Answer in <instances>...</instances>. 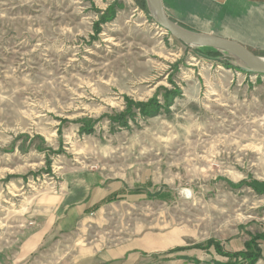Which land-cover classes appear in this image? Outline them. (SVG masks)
I'll return each mask as SVG.
<instances>
[{"label":"rangeland","instance_id":"rangeland-1","mask_svg":"<svg viewBox=\"0 0 264 264\" xmlns=\"http://www.w3.org/2000/svg\"><path fill=\"white\" fill-rule=\"evenodd\" d=\"M150 15L138 0H0V264H221L194 247L264 234V79L253 92ZM154 100L156 116L129 110ZM83 180L115 195L84 220L45 215Z\"/></svg>","mask_w":264,"mask_h":264},{"label":"crops","instance_id":"crops-1","mask_svg":"<svg viewBox=\"0 0 264 264\" xmlns=\"http://www.w3.org/2000/svg\"><path fill=\"white\" fill-rule=\"evenodd\" d=\"M163 2L168 16L177 24L199 33L235 41L259 56L264 55V0H163ZM248 76L257 79V86L252 88V91L256 92L262 87L259 79L262 81L264 78H256L251 74ZM81 183L86 186L87 192L79 196L77 190H73L74 187H67L66 193L62 191L52 196L45 215H50L52 219L61 217L64 219V225L70 216L84 220L85 216L104 206L109 196L115 195L114 191L104 195L99 189L89 196V184L84 180ZM31 243L28 241L22 248L24 255L33 251L34 245ZM126 252V249L120 248L111 254V259L123 262Z\"/></svg>","mask_w":264,"mask_h":264},{"label":"trees","instance_id":"trees-1","mask_svg":"<svg viewBox=\"0 0 264 264\" xmlns=\"http://www.w3.org/2000/svg\"><path fill=\"white\" fill-rule=\"evenodd\" d=\"M138 1H139V4L141 5V8L149 14L150 18H152V16L150 15V12L152 11V9H151V6L148 0H138ZM115 16H116V13L113 7L110 9V12L108 13L107 20L104 21L105 18H103L102 22L111 21L115 18ZM182 27L187 30L196 32L195 30H192L185 26H182ZM204 49H207L208 51L200 52V50H197L195 51L196 55L204 57L210 61L220 63L227 69H234L235 71L240 72L245 75L250 74L248 67L241 60L234 57L233 55L226 53L224 51H221V50L210 49V48H204ZM128 107H130L129 110L130 111L132 110V112L134 108H138L140 109L143 115H148V116H156L159 113V110L161 108L155 102V100L147 104H133L132 102H130ZM118 119L121 120L120 118ZM85 122L87 121L85 120ZM86 130H88V128H86ZM262 192H264V189L262 190ZM116 200L117 198H109L108 203L116 201ZM263 243H264V234H259V235L254 236L250 241L246 243L245 251H240L236 253H229V252L224 251L223 248L221 247V244L215 241H209L205 246L198 245L194 248L202 249V250H209L210 248L213 247L219 255L229 258V261L227 263H221V264H240L241 262L239 261V258L242 261L247 262V264H256L263 256V248H262Z\"/></svg>","mask_w":264,"mask_h":264},{"label":"water","instance_id":"water-1","mask_svg":"<svg viewBox=\"0 0 264 264\" xmlns=\"http://www.w3.org/2000/svg\"><path fill=\"white\" fill-rule=\"evenodd\" d=\"M148 2L156 24L178 42L196 48H210L229 53L241 60L252 76L264 78V57L235 41L187 30L168 16L163 0H148Z\"/></svg>","mask_w":264,"mask_h":264}]
</instances>
